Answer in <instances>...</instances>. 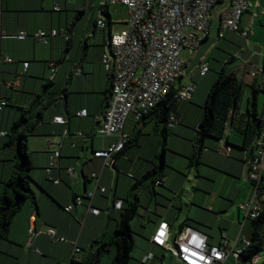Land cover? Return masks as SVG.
Returning a JSON list of instances; mask_svg holds the SVG:
<instances>
[{"label": "crops", "instance_id": "0c3cea01", "mask_svg": "<svg viewBox=\"0 0 264 264\" xmlns=\"http://www.w3.org/2000/svg\"><path fill=\"white\" fill-rule=\"evenodd\" d=\"M1 1L0 32L4 36L0 38V101L6 100L8 106L0 111V189L14 171L15 153L8 145L12 125L23 116L33 119L39 111L42 117L28 142L33 164L31 185L37 203L27 202L13 218L9 238L0 245V264H71L75 245L80 249V260L73 264H90L98 243L110 240L120 218L121 210L115 209V202H125L130 195L132 199L138 198L140 209H144L139 217L149 238L136 254L139 262L132 258L130 264H167L168 252L151 241L163 220L170 224L172 237L183 228L192 227L204 233L209 244L219 245L226 239L227 248L244 249L243 238L251 240L253 221L243 215L240 206L251 199L254 191L247 163L253 143L246 146V137L236 126L237 119L247 113V105L240 104V109L231 115L222 138H205L200 162L187 165L198 171L195 170L196 192L185 190L189 180L180 172L185 166L177 167L175 156L183 155L190 164L195 152L204 106L186 103L197 95V88L190 101L179 104L175 112L178 121L173 128L159 123L154 114L141 120L130 115L124 128L129 137L126 149L115 154L111 166H104L103 159L94 157V151L108 149L119 141L118 137L96 135L110 99L109 76L102 63L105 43L112 32H118L109 6L108 14L103 12L105 5H102L96 16L95 8L87 12L72 0ZM228 4L229 0H221L211 11L209 33L204 40L209 67L220 70L223 65L222 71L226 70L223 49L231 48L235 56L230 61L229 72L235 73L248 97L251 85L260 89L258 113L261 114L264 112V0H251L249 10L242 17L241 26L249 31L248 38L230 31L219 37L221 12ZM214 10H217L215 18ZM100 20L105 22V27L98 25ZM53 29H64L69 39L49 37L45 44L35 36L39 31L49 33ZM212 30L217 34L216 42ZM20 33H26V39L19 40L16 36ZM215 58L218 63L213 62ZM77 69L82 72L77 74ZM203 77L199 104L204 89L217 78L215 71L210 74V70ZM189 80L193 81V75ZM82 110H87L86 117L77 115ZM56 117H63L66 123H55ZM64 130H68L67 135ZM55 151L60 152V159L49 173L47 168ZM162 163L165 166L157 169L162 171L160 177L155 169ZM204 167L208 169L204 171ZM69 168L73 169L74 178L68 173ZM94 173L98 180L91 178ZM138 181L142 184L136 185ZM157 181L162 183L156 184ZM90 192H94L92 200L87 197ZM78 197L82 204L75 201ZM170 201L174 202L170 204ZM153 202L155 205L151 206ZM189 202L201 213L193 214L191 208L185 211L184 205ZM89 203L101 213L88 212ZM67 206H71L69 212L65 210ZM32 226L37 231L34 237L29 232ZM51 228L56 231L55 237L47 233ZM150 253L153 259L143 263ZM113 254L114 251L111 257ZM170 260V264H183L171 254ZM239 260L232 254L223 264H245ZM100 264L112 263L103 257Z\"/></svg>", "mask_w": 264, "mask_h": 264}, {"label": "built area", "instance_id": "2783aa9c", "mask_svg": "<svg viewBox=\"0 0 264 264\" xmlns=\"http://www.w3.org/2000/svg\"><path fill=\"white\" fill-rule=\"evenodd\" d=\"M221 0H108L111 4H120L127 8L128 28L120 32H112L105 43L106 51L103 54L102 63L109 76L110 99L105 114L101 120L97 136L118 137L119 141L105 150L94 151L95 158H101L104 166H111L115 161V154L122 151L129 141L124 132L125 123L130 115L137 120L147 116L159 104H161L171 91L176 92L179 102L190 101L195 92L196 85L192 81L177 84L183 78L186 62L181 57L184 49L193 52L203 39L208 36L211 11ZM251 0H229L228 6L221 12V24L219 37L223 38L225 32H236L247 38L249 31L243 29L241 20L244 13L249 10ZM59 11L60 7H55ZM3 14V5L0 0V24ZM98 25L105 27V22L100 20ZM4 33L0 32V38ZM36 38L40 42L48 44L49 37L63 36L67 40L69 36L63 29H53L47 33L39 31ZM19 40L27 37L26 33L16 36ZM52 72H55L54 64ZM28 67V63H25ZM202 75L209 71V65L202 63L200 66ZM82 72L77 69V74ZM256 73H253L255 76ZM6 100L0 101V111L7 106ZM80 117L88 115L87 110L77 113ZM262 115L263 127L253 143L252 156L248 159L249 179L254 187L251 199L240 206V210L247 218L255 220L262 211L261 182L264 176V113ZM178 118L175 112L169 116L168 127L173 128ZM54 122L64 125L63 117H56ZM68 130H64V135ZM80 136L84 134L79 133ZM60 159V152L55 151L50 158V166L47 171L56 166ZM68 173L74 178L72 168ZM92 179H99L97 174H92ZM53 178L51 177V180ZM58 183V180L54 181ZM157 181L156 184H161ZM97 189L98 183H97ZM104 191L103 188H101ZM92 200L94 192L87 194ZM82 204L80 197L75 200ZM123 201L115 202L114 207L120 210ZM71 210V206L65 208ZM88 212L99 215L101 210L88 204ZM31 237L37 234L34 226L29 230ZM51 237L56 236L54 229L47 231ZM245 248H227L228 241L224 239L221 244H209L207 236L192 228H183L172 237L170 224L161 221L151 237L152 243L176 256L183 264H223L230 255L236 260L251 246V241L243 238ZM41 253L40 250H37ZM80 249L75 245L72 260L79 262ZM153 258V254L143 259L146 263ZM262 258L261 253L253 256L246 264H258ZM73 264V263H71Z\"/></svg>", "mask_w": 264, "mask_h": 264}, {"label": "trees", "instance_id": "16d2710c", "mask_svg": "<svg viewBox=\"0 0 264 264\" xmlns=\"http://www.w3.org/2000/svg\"><path fill=\"white\" fill-rule=\"evenodd\" d=\"M107 7L108 5L103 7L102 10L104 13H107ZM206 38L203 40H206ZM250 87L251 94L248 99L247 113L242 114L237 119L236 126V130L246 137V146L250 145L251 142L254 143L260 134L263 127L261 114L264 113H258L260 89L255 85H251ZM175 94L176 92L174 90L171 91L167 98L149 113L150 115L154 114L158 117L159 123L161 121L168 125L170 114L176 112L181 103ZM243 95L244 87L239 83L235 73L226 72V70L221 71L217 80L212 85L203 107L204 115L197 131L198 138L195 141V152L190 158L189 166L200 162L201 151L204 147L203 141L206 137L222 138L224 136L231 115H234L240 109V102ZM37 116L33 119L26 116L21 117L12 125L9 132L8 145L14 150L15 164L11 177L4 182L2 189H0V245L3 241L8 240L11 223L15 215L27 202L30 201L34 205L37 203L36 195L31 185L33 180L31 177L33 164L28 152L29 137L34 131L39 119H41L42 111H39ZM243 117H247L249 120L243 122ZM126 147L127 144L120 153ZM251 150H253V145ZM164 166L165 164L163 163L156 166L155 173H158L160 177L163 176L162 171L158 172L157 169H162ZM139 184H142V182L140 183L138 181L136 185ZM260 191L261 205H263V208L259 217L252 220L253 232L250 240L251 246L244 251L239 260V262H245V264L256 254H262L264 252V176ZM130 197L123 202V206L120 209V218L116 223L110 240L98 243L97 250L91 254L90 264H100L101 259L113 249H116V252L112 264H130L132 259L131 252L135 246L131 222L141 208L140 203H138V198L134 197L135 199H132ZM71 263L78 262L72 260Z\"/></svg>", "mask_w": 264, "mask_h": 264}, {"label": "rangeland", "instance_id": "374dc122", "mask_svg": "<svg viewBox=\"0 0 264 264\" xmlns=\"http://www.w3.org/2000/svg\"><path fill=\"white\" fill-rule=\"evenodd\" d=\"M74 2V4H76V6H79L80 8L82 7H85V9L87 10V12H91L94 8H95V14L96 16H99L100 14V10H101V6L102 5H106V3H108V0H72ZM217 6V5H216ZM216 7H214L213 9H215ZM109 11L111 13V15L114 17V27H116V30L118 32L122 31V30H125L128 28V25L125 24L126 23V19L128 18V10L125 6L123 5H120V4H111L109 5ZM99 13V14H98ZM216 13H217V10H214L213 11V14H212V17L215 18L216 16ZM214 33H215V41H217V34L215 32V30H212ZM204 40L201 41L200 45L193 51L191 52L190 49H184L182 52H181V57L182 59L186 62V67H185V70H184V77L179 79L177 84L180 85L182 83H186L188 81H192V80H189L190 76L193 75V83H195V85L197 86V95L195 96L194 95V98L193 100H191L190 102H187L186 104H192V105H197V106H200V107H203L205 102H206V99H207V95L212 87V83L215 82L218 78V75L219 73L222 71L223 69V65L221 66L220 70H214L213 68H210L209 67V70H210V74H213V72L215 71V74L217 76V78L215 77L213 82L210 84V86L207 88L204 89V92L202 94V104H199L198 103V94L201 90V88H203V84H204V77L200 71V66H201V62L202 63H207L209 65V62H208V54H207V51L205 50V44H204ZM202 49V51H201ZM213 50V49H212ZM224 51V54L226 55V62L224 63L225 64V69H226V72H229V68H230V65H231V62L232 59H234V54L232 53L231 51V48H226V49H223ZM221 52V51H220ZM238 56V55H236ZM211 60L213 59L212 57L210 58ZM220 60V59H219ZM229 60V61H228ZM213 62H217L218 63V60H216V58L213 60ZM229 62V63H228ZM207 80V79H206ZM196 90V89H195ZM246 93V95H245ZM244 93V95L242 96V99H241V102L240 104H245V105H248V92L246 90V92ZM262 99V98H261ZM260 99V104H259V108L261 109V105H262V100ZM247 108V106H246ZM204 111V110H203ZM177 115V114H176ZM194 135V134H193ZM236 135H238V133H236ZM177 158V162H176V166L177 167H181V165H183V168L185 166V170L183 171H180L177 167H173L176 171H180L183 176L189 180L188 183L185 184V190L189 191L191 190L192 193L193 192H196V185H195V181H197V173L195 172V170H193V168L189 169L187 167V165H189V160L188 158H184L183 155H176L175 156ZM204 171L206 169H208V167H204L202 168ZM197 171V170H196ZM198 172V171H197ZM217 186H219V182L217 184ZM225 187H228V186H225ZM225 187H224V190H225ZM220 190V189H219ZM200 191V189H199ZM201 191H204V190H201ZM205 193H208L209 194V191H204ZM173 197V196H172ZM264 199V197H263ZM30 202V201H29ZM174 201H170V204H172ZM151 206H154L155 203H150ZM172 206V205H170ZM175 207V205H174ZM185 207V211L189 210V208H191V213L193 214H196V213H201V210L196 207V206H193L190 204L189 202V205H184ZM171 208V207H169ZM143 207L142 209H140V213L138 212L137 216L133 219V221L131 222V227H132V231H133V238H134V241H135V246L131 252V257L133 258V260L135 261H138L139 262V258L136 257V254L139 253V249L141 248V246L143 245V242H148L149 238L147 236V233L145 232L146 229H144L143 225H144V221L139 217L142 214L143 212ZM171 210V209H169ZM145 223L147 224L146 226H149L148 224V221L145 219ZM145 226V228H146ZM113 233V232H112ZM114 251V254L113 256L111 257V252ZM112 251H110L109 253H107L105 256H104V259L106 261H109L111 263H113V258L115 256V252H116V249H113ZM168 256L167 258L169 260H167V264H170L171 263V260H170V254L172 256H174L172 253L168 252ZM262 258L260 259L259 263L258 264H263V261H264V252H262Z\"/></svg>", "mask_w": 264, "mask_h": 264}]
</instances>
